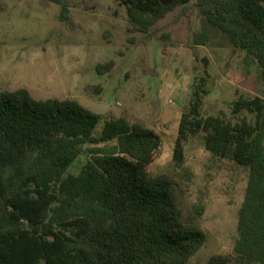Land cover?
I'll return each instance as SVG.
<instances>
[{
	"label": "trees",
	"instance_id": "1",
	"mask_svg": "<svg viewBox=\"0 0 264 264\" xmlns=\"http://www.w3.org/2000/svg\"><path fill=\"white\" fill-rule=\"evenodd\" d=\"M60 18H68L64 0ZM191 0H118L147 33ZM198 13L243 52L245 74L257 65L261 95L239 94L228 113H203L201 82L182 107L169 165L151 175L160 132L104 116L74 98H35L24 87L0 90V264H190L205 244L204 205H178L175 174L188 177L184 144L248 173L232 254L205 264H264V0H195ZM209 35L200 33L196 45ZM206 61V58H204ZM114 60L95 65L98 74ZM95 89L100 91V87ZM81 155L77 173H67Z\"/></svg>",
	"mask_w": 264,
	"mask_h": 264
},
{
	"label": "rangeland",
	"instance_id": "2",
	"mask_svg": "<svg viewBox=\"0 0 264 264\" xmlns=\"http://www.w3.org/2000/svg\"><path fill=\"white\" fill-rule=\"evenodd\" d=\"M194 2L142 33L118 0H64L66 20L57 3L0 0V90L24 87L35 98H74L96 113L157 130L163 145L149 166L154 175L170 163L182 107L197 83L206 90L204 115L228 113L239 94H262L259 67L245 74L243 52L231 54L225 35L205 21ZM200 33L209 35L204 45L194 43ZM110 59L114 67L98 74L95 65ZM85 160L79 156L67 173H77ZM183 165L188 177L181 172L174 177L179 207L205 208L206 242L190 264L232 254L246 169L213 157L200 136L184 144Z\"/></svg>",
	"mask_w": 264,
	"mask_h": 264
}]
</instances>
